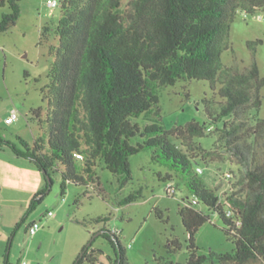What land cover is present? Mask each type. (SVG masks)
I'll return each mask as SVG.
<instances>
[{
  "label": "trees",
  "instance_id": "trees-1",
  "mask_svg": "<svg viewBox=\"0 0 264 264\" xmlns=\"http://www.w3.org/2000/svg\"><path fill=\"white\" fill-rule=\"evenodd\" d=\"M123 1L59 0L58 43L51 47L54 61L43 91L50 112L45 120L41 108L30 114L45 137L29 145L18 136L12 142L0 134V149L34 165L46 181L28 213L47 193L58 167L63 169L62 194L71 182L99 187L98 165L117 175L123 186L131 179L129 157L150 150L151 161L186 176L192 199L178 210L188 237L186 264L206 260L196 256L194 243L197 230L209 221L198 206L220 219L233 243L231 253L217 256L220 264H264V119L258 118L264 79L255 63L243 68L237 61L229 67L220 63L236 14L254 15L264 10V0H128L122 8ZM19 2L0 0V8L7 7L0 34L16 25ZM49 31L42 28L43 39ZM259 43L247 46L254 50ZM193 80L209 82L214 92L202 101L208 122L165 130L159 124L156 89ZM210 135L216 141L206 151L196 140ZM221 154L239 167L223 199L193 172V164ZM140 197V192L130 194L120 204ZM98 235L112 248L113 264H129L117 232ZM93 241L73 264L97 261L102 252L91 249Z\"/></svg>",
  "mask_w": 264,
  "mask_h": 264
},
{
  "label": "rangeland",
  "instance_id": "rangeland-1",
  "mask_svg": "<svg viewBox=\"0 0 264 264\" xmlns=\"http://www.w3.org/2000/svg\"><path fill=\"white\" fill-rule=\"evenodd\" d=\"M46 1L20 0L16 25L0 34V134L12 142L18 136L32 145L37 137H45V129L40 130L37 123L31 122L30 114L31 110L41 108L45 120L50 112L43 91L54 61L51 47L58 43L54 29L60 9L47 7ZM127 1H123L122 8ZM6 12L7 7L0 8V17ZM45 26L50 31L43 39ZM256 41L260 43L251 50L247 43ZM228 46L220 56L222 66L229 67L237 61L243 68L255 63L260 78L264 79V10L254 15L238 12L230 24ZM156 94L159 124L165 130L190 122L201 125L208 122L202 101L214 94L209 82L178 81L174 86L157 88ZM260 96L258 118L264 119V86ZM13 111L17 118L6 125L5 119ZM138 123L141 124V118ZM215 141L211 135L196 140L206 151L212 149ZM151 156L147 150L129 157L131 179L123 186L117 175L98 165L95 173L99 187L71 182L65 185L63 194V169L58 167L51 174L47 193L28 213L34 195L46 189L43 174L8 149H0V264L5 261L6 264H73L93 238L91 249L102 252L93 264H113L112 248L98 235L102 230L118 233L129 264H186L188 237L178 214L192 199L185 185L186 176L151 161ZM227 158L221 154L219 159L211 157L197 164L203 169L197 177L208 189L217 190L222 199L236 181L239 170ZM195 167L193 164V172ZM167 174L171 175L170 180L159 179ZM225 174H231L232 178L225 179ZM168 186L174 188L173 195L167 193ZM136 192H140V198L120 204ZM197 209L206 213L209 221L194 235L196 256L205 257L202 264H220L217 256L231 253L233 243L224 234L223 224L215 214L202 206ZM47 212L52 217H47ZM100 218L107 220L97 222ZM34 222L40 228L31 236L27 230ZM173 241L177 247L171 244Z\"/></svg>",
  "mask_w": 264,
  "mask_h": 264
},
{
  "label": "built area",
  "instance_id": "built-area-1",
  "mask_svg": "<svg viewBox=\"0 0 264 264\" xmlns=\"http://www.w3.org/2000/svg\"><path fill=\"white\" fill-rule=\"evenodd\" d=\"M46 5L49 8H56L59 6V0L58 1L57 0H47ZM16 118H17V114H16V112L13 111L11 113V115L5 119V124L13 123L16 120ZM77 158L81 159V156L78 155ZM195 173L200 175L203 173V169L200 168L199 166H197L195 168ZM231 178H232L231 174H225V179L229 180ZM166 190H167V193H169V194L173 195L175 193V190L172 186H168L166 188ZM52 215L53 214L51 212H47V214H46L47 217H52ZM39 228H40V226L36 222L32 223L30 226H28V230H27L28 234L31 236H34L36 234V232L39 230ZM22 264H24V263H22Z\"/></svg>",
  "mask_w": 264,
  "mask_h": 264
},
{
  "label": "crops",
  "instance_id": "crops-1",
  "mask_svg": "<svg viewBox=\"0 0 264 264\" xmlns=\"http://www.w3.org/2000/svg\"><path fill=\"white\" fill-rule=\"evenodd\" d=\"M6 125H9V124H6ZM17 158V157H16ZM36 235V234H35Z\"/></svg>",
  "mask_w": 264,
  "mask_h": 264
}]
</instances>
